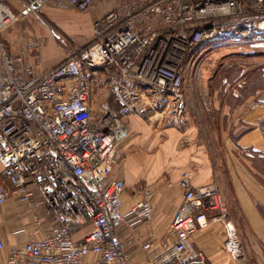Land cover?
Returning <instances> with one entry per match:
<instances>
[{
    "label": "built area",
    "instance_id": "obj_1",
    "mask_svg": "<svg viewBox=\"0 0 264 264\" xmlns=\"http://www.w3.org/2000/svg\"><path fill=\"white\" fill-rule=\"evenodd\" d=\"M94 5L112 7L95 20L94 40L46 71L36 40L15 54L2 39L48 6L86 12ZM261 38L264 0H0V164L11 185L0 178V206L12 198L33 221L30 239L8 249L6 264H132L137 238L123 235L151 222L154 193L123 210L126 185L114 173L127 134L121 122L139 117L179 128L189 111L186 62L196 56V63L212 42ZM180 186L183 201L168 233L174 239L141 244L143 264H207L191 240L217 223L227 253L241 258L218 187H195L192 171Z\"/></svg>",
    "mask_w": 264,
    "mask_h": 264
},
{
    "label": "crops",
    "instance_id": "obj_2",
    "mask_svg": "<svg viewBox=\"0 0 264 264\" xmlns=\"http://www.w3.org/2000/svg\"><path fill=\"white\" fill-rule=\"evenodd\" d=\"M52 11L54 9L42 10L45 16ZM103 11L102 7L94 5L83 14L87 20L95 22L97 16ZM65 12L75 13V11H63L61 14H54L63 16L65 20L68 18ZM40 15H42L41 12ZM46 23L48 22L45 18H39L37 15L23 17L10 29L8 28L9 30L6 29L2 35V39L7 41L5 42L7 47L15 54H20L29 41L36 40L39 43L38 53L41 56L40 72L58 66L67 55L64 47L57 44L61 35L47 29ZM56 35L59 38H56ZM187 96L189 99L188 93ZM194 114L195 116L190 115L188 111L183 125L179 128H165L156 121L139 117L123 120L127 127V134L120 142L121 159L114 167L116 177L123 180L126 185L123 194V210L127 211L141 201L148 191L154 193L151 222L138 226L132 233L123 235L124 238H137L138 246L132 251V264L144 263L146 256L140 251L141 244L152 241L158 245L162 240L167 239L174 213L183 201L180 181L184 172L192 171V184L195 187L218 183L207 131L203 130L202 124L199 123L201 120L199 111ZM263 119L262 103L247 110L243 121L254 128L252 131H245L243 136L241 134V141L246 140L248 136L262 137L259 125ZM231 124L228 125L231 126ZM242 172L245 174H240ZM240 173L229 168L228 175L232 177L233 187V198L231 196L228 201L230 219L239 229H241V223L247 225V231L239 234L242 245L241 258L247 257V253L251 254L253 251L263 257L264 185L260 184L246 169L240 170ZM0 178L3 185L10 189V183L2 178L1 164ZM31 217L28 208L12 198L0 206V236L6 245V248L0 252V264H6L9 248L22 246L30 239V230L33 227ZM22 228H28L29 232L18 234V230ZM168 238L174 239L173 236ZM225 239L223 224H211L192 238L191 247L205 254L207 264H246L240 262L244 258L235 259L227 253Z\"/></svg>",
    "mask_w": 264,
    "mask_h": 264
},
{
    "label": "rangeland",
    "instance_id": "obj_3",
    "mask_svg": "<svg viewBox=\"0 0 264 264\" xmlns=\"http://www.w3.org/2000/svg\"><path fill=\"white\" fill-rule=\"evenodd\" d=\"M99 6L103 8L104 13L97 16L96 20L112 8ZM46 8L54 11L48 12L46 16L44 11H41L42 15L38 17L47 20V29L61 35L57 44L64 47L66 53L84 49L92 42L95 34L94 21L87 20L83 12L75 9L60 10L50 6ZM63 11H75V13L65 12L68 16L65 20L63 16L54 14H61ZM55 37L59 38L58 35ZM3 41L7 42L6 39ZM197 55L201 58L196 63L193 64L195 56L185 65L184 85L189 95V111L193 116L197 111L201 114L199 123L202 124V129L207 131L210 151L214 156L213 164L218 182L215 184L228 205L231 196L233 198L229 168L234 169L236 173L246 169L264 185V119L259 125L262 137L248 136L242 141L240 137L245 131H252L254 128L243 121L247 110L259 103L264 107V38L247 42L231 40L217 46L212 42L201 48ZM247 90L251 94L241 98L240 95ZM121 123L125 125L124 121ZM237 229L241 234L247 231V225L241 223V229L239 227ZM240 262L264 264V256L253 251L251 254L247 253V257Z\"/></svg>",
    "mask_w": 264,
    "mask_h": 264
},
{
    "label": "trees",
    "instance_id": "obj_4",
    "mask_svg": "<svg viewBox=\"0 0 264 264\" xmlns=\"http://www.w3.org/2000/svg\"><path fill=\"white\" fill-rule=\"evenodd\" d=\"M248 92L249 91L247 90V91L244 92V94L240 95V96H242L241 98H245V97L249 96L251 93L249 94ZM111 103L113 104L114 107L119 108V104L117 102L115 103V102L111 101Z\"/></svg>",
    "mask_w": 264,
    "mask_h": 264
},
{
    "label": "bare ground",
    "instance_id": "obj_5",
    "mask_svg": "<svg viewBox=\"0 0 264 264\" xmlns=\"http://www.w3.org/2000/svg\"><path fill=\"white\" fill-rule=\"evenodd\" d=\"M94 40V39H93ZM194 64V63H193Z\"/></svg>",
    "mask_w": 264,
    "mask_h": 264
}]
</instances>
